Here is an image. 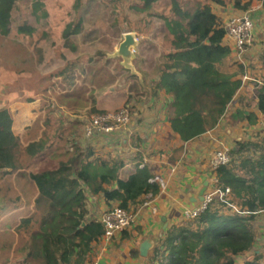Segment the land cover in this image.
Here are the masks:
<instances>
[{
    "label": "trees",
    "instance_id": "obj_1",
    "mask_svg": "<svg viewBox=\"0 0 264 264\" xmlns=\"http://www.w3.org/2000/svg\"><path fill=\"white\" fill-rule=\"evenodd\" d=\"M210 1L224 3L70 0L72 19L62 32L61 49L76 51L75 40L80 38L87 52L80 61L64 60L52 75L51 100L63 109L62 117H53L52 110L41 111L30 97L0 110V194L11 189L18 193L14 199L0 196V211H27L19 220L0 223L4 255L0 264H86L106 231L91 216L90 198L101 195L110 208L116 203L130 212L145 196L160 193V184L150 180L147 166L128 172L123 161L103 156L84 138L86 122L81 117L108 113L106 95L115 94V103L135 114L136 106L151 96V80L157 87L176 82L189 94L174 103H182L183 111L197 118L200 110L195 103L201 108L215 106L199 119L202 130L215 129L226 109H233L249 125L259 123V113L264 119V75L259 78L261 84L255 85V96L227 87L234 77L246 74L248 66L231 57L224 20ZM229 1L244 12L258 1L264 5V0ZM132 2L151 7L148 22L153 27L134 61L142 79L125 69L120 58L109 57L125 32L119 23V8ZM47 15L45 0H0V34L8 37L15 31L32 38ZM49 35L43 30L40 39L31 42L40 63L44 59L41 39ZM122 82L123 91H117ZM236 145L233 153L239 158L212 169L215 188H229L231 194L223 200L213 196L197 218L168 232L163 246L169 253L156 264H237L238 257L255 251L259 236L254 222L264 213V135ZM38 158L43 159V166L33 167L31 163ZM6 179L11 181L4 185ZM261 260L262 255L254 252L243 264H261Z\"/></svg>",
    "mask_w": 264,
    "mask_h": 264
},
{
    "label": "crops",
    "instance_id": "obj_2",
    "mask_svg": "<svg viewBox=\"0 0 264 264\" xmlns=\"http://www.w3.org/2000/svg\"><path fill=\"white\" fill-rule=\"evenodd\" d=\"M223 1L224 3L210 1V4L214 12L224 21L227 13L246 12L235 9L229 0ZM249 11H254V17L258 13H261L264 17L262 1H258ZM151 18H153L151 20H154V16ZM0 37L7 38L1 34ZM231 57H233V53ZM248 75L250 76L247 72L244 75L234 77L227 84V87L236 89L239 93L249 91L255 96V85L261 84V82L256 77L248 80L246 78ZM243 77L245 82H249L248 84H245ZM151 84L153 85L151 96L147 102L136 106L137 113L133 114L132 127L122 134L121 132L115 133L116 136L125 135V137L117 142L120 137L111 136L110 140H115L117 145L112 146L114 147L112 148L108 146L111 143L108 141L97 151L105 157L110 156V158L123 161L128 172L135 168L147 166L152 175L150 180L160 184V193L155 197L147 195L143 203L136 206L132 205L131 212L136 215L135 225L127 230L126 234L116 236L110 241L103 238L95 244L90 261L86 264H95L96 260H98V264H156L159 258L161 261L163 255L167 256L169 253L168 249L163 246L167 233L180 226L179 224L182 222H186L185 213L188 210L197 208L203 202L202 197L205 198L213 179V190H215L216 181L212 168L208 172L203 166L204 149L205 145H208L204 140L206 135L198 136L202 130L201 125H203V122L200 123L199 119H202L204 115L196 112L199 117L196 118L193 112L189 114V111H183L182 103L181 106L174 105L177 99V101H182L183 95H189L187 88L183 89V86L178 85L176 82L157 87L156 82L153 83L151 80ZM172 86H178L179 90L176 88L171 89ZM124 87L123 85L119 89H124ZM23 99L24 97L13 101L9 105L0 108V110L11 109L13 104ZM207 107L205 109H208ZM197 109H199L198 106ZM70 117L73 116L70 115ZM259 117L261 118V113H259ZM28 124L27 122L24 123L22 125L23 129ZM220 125L221 123L215 129L209 131H215ZM257 125H260V122ZM257 125L249 126L254 127ZM92 146L95 148L93 144ZM236 146L228 147L231 157L230 162L236 159L233 155ZM224 149L226 148L222 150ZM43 163V159L38 158L31 164L38 167L43 166ZM209 174L212 177L209 178ZM10 181L6 179L5 182L9 183ZM113 205L116 206L117 204L114 203ZM110 207L101 195L90 198L91 216L98 220ZM232 209L236 208L233 207ZM255 227L256 231H261L264 228L262 214L255 223ZM146 239L151 241L152 247L148 255L143 257L140 252V245ZM263 242L264 235L258 238L254 252L263 254L257 248L261 245V250L264 251ZM254 252H249L246 257H238L237 264H243Z\"/></svg>",
    "mask_w": 264,
    "mask_h": 264
},
{
    "label": "rangeland",
    "instance_id": "obj_3",
    "mask_svg": "<svg viewBox=\"0 0 264 264\" xmlns=\"http://www.w3.org/2000/svg\"><path fill=\"white\" fill-rule=\"evenodd\" d=\"M139 3L140 2L134 4L132 2L130 5L128 3L126 7H120L119 23L122 27H124V31L140 28L148 36L153 27L152 21L148 22L150 15L149 10L151 7L146 10H142V6L139 5ZM45 7L47 8L49 16L47 15L46 18L37 24V29L34 31L32 38H27V35L23 34L18 36L16 35L15 31H13L12 34L7 38L0 37V108L9 105L13 101L19 100L22 97H24V101H27L26 98L30 97L33 100V106L38 108L41 107V111L43 112L52 110V115L58 118L62 117L60 114H62L63 109H58L53 100H51L50 87H52L55 82L52 75L56 73V68L60 67L64 60L80 61L83 58V55L87 52V49L80 38L75 40L77 42L76 51L72 52L61 49L63 42L62 32L66 24L72 19L70 13V0H45ZM27 12H29V9H27L25 12L26 15ZM253 12L254 11H247L245 13H227L225 18L226 21L234 15H247L252 21L254 29L253 46H246L242 50H238L233 46L231 41L226 38V43L230 45L234 60L237 62H244V64L248 66V73L250 74V76L248 75V78L250 79H255V77L261 78V76L264 75V17L261 13L256 14V17H254L255 14ZM43 30H47L50 35L47 39H41L44 59L40 63V61H38L37 47L32 46L31 42L38 41ZM118 62L120 63L121 60L119 59ZM248 83V81L245 82V84ZM123 84L125 86V83L122 82L120 87L123 86ZM176 87L177 86H173L172 88L175 89ZM119 90L122 91L123 88ZM115 97V94H108L104 98V100H110L108 105L110 110L108 113H115L124 109L122 103H115V101L117 102ZM37 102L39 103L38 105ZM195 106H198V104L195 103ZM198 108L200 110L199 114L205 116L208 112V109L210 111L214 109L215 106L211 104L208 105V109L204 108V112L203 108L199 106ZM85 117L86 116L82 117L84 118V123L86 122V125H84L83 134L85 138L95 146L96 150L101 149L102 145L106 144L108 141L111 142L108 144V146L112 147L117 145V142H120V140L125 137V135L116 136V132H104L99 129L88 134L87 127L89 126L90 122L89 119H85ZM130 118L133 122L132 113H130ZM132 122L127 124L126 127H123L119 132L122 134L129 131L130 127H132ZM259 122L260 125L250 127L246 122L242 121L240 117L234 114L233 109H226V116H224L221 125L215 131L210 132L206 129L201 131L198 136L205 134L206 136L204 140L208 144L205 145L203 154V166L205 170L210 172L211 168L213 167V161L216 154H218V152L223 148L235 147L236 142L238 141H257L260 135H264V119L262 118V115ZM111 136L120 137V139L116 142L115 140H110ZM248 153L252 154V152L246 151L244 154ZM233 155L236 157V159L239 158L237 154L233 153ZM210 177L212 176L209 174V178ZM7 183L8 182L5 181L3 182L4 185H7ZM213 183L214 179L210 182V186L205 194V196H207V201L211 197L210 202H213ZM17 195L18 193L15 189H11L10 192H6L5 194H0V196L13 199L16 198ZM200 205L201 204H199L198 207ZM229 212L231 211H228V213ZM25 214H27V211L22 209H12V211L8 210L4 213L0 211V223L10 224L11 220H19ZM260 214H262L264 217V213ZM256 222L257 221H255L254 224ZM256 232L258 233L259 237H262L264 235V228H262L261 231ZM257 248L259 252L263 253L260 254L263 256L261 264H264V251L261 250V245H259ZM2 254L3 252L0 251V257L4 256Z\"/></svg>",
    "mask_w": 264,
    "mask_h": 264
},
{
    "label": "built area",
    "instance_id": "obj_4",
    "mask_svg": "<svg viewBox=\"0 0 264 264\" xmlns=\"http://www.w3.org/2000/svg\"><path fill=\"white\" fill-rule=\"evenodd\" d=\"M142 10L150 8L149 5H141ZM226 30V38H228L233 46L242 50L246 46H253L254 41V29L251 19L247 15H234L231 16L224 24ZM134 35L135 40L141 43L147 35L142 29L134 28L129 31ZM248 80H252L246 76ZM89 126L87 127V132L90 134L94 130H102L104 132H119L127 124H130V112L128 109H122L115 113H105V114H94L89 118ZM231 157L229 154V148L221 150L216 154L213 161V169L219 168L223 165L230 163ZM213 196H219L220 198H225L230 195V189L225 191H220L219 189L212 190ZM213 200V199H212ZM211 197L207 201V196L201 205L193 210H188L185 213V220H194L197 218L201 212H203L208 205L211 203ZM210 202V203H209ZM209 203V204H208ZM100 221L105 226V240H112L114 237L121 235L125 231L131 229L136 223V215L133 212H128L118 206H113L107 210ZM98 260L95 264H98Z\"/></svg>",
    "mask_w": 264,
    "mask_h": 264
},
{
    "label": "water",
    "instance_id": "obj_5",
    "mask_svg": "<svg viewBox=\"0 0 264 264\" xmlns=\"http://www.w3.org/2000/svg\"><path fill=\"white\" fill-rule=\"evenodd\" d=\"M139 44L140 43L135 40V37L132 33L126 32L123 34V39L119 43L117 49L112 54H110L109 57L120 58V63L125 69L129 70L131 74L137 75L140 79H142V75L138 72L134 64L136 59V50L138 49ZM204 200L205 198L202 197V201ZM82 226H84V223ZM151 247V241L149 239L144 240L140 245L141 255L146 257Z\"/></svg>",
    "mask_w": 264,
    "mask_h": 264
}]
</instances>
